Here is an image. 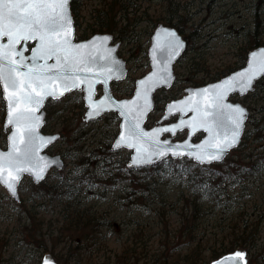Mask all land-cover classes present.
Returning <instances> with one entry per match:
<instances>
[{"label": "rangeland", "instance_id": "rangeland-1", "mask_svg": "<svg viewBox=\"0 0 264 264\" xmlns=\"http://www.w3.org/2000/svg\"><path fill=\"white\" fill-rule=\"evenodd\" d=\"M100 2L101 0H82L76 36L80 34L90 10L100 6ZM168 2H173L177 11L182 14V22L185 21V24L181 25L182 29L185 34L191 36L187 39L185 54L174 65L173 86L160 89L154 95L157 108L151 112L148 125L161 115L165 102L181 96L186 87L193 86L191 81L208 82L216 71L235 66L242 52L240 48L249 36L248 34L246 37L245 32L254 26V9L261 6L258 0H140L134 7L135 14L130 10L128 13L131 23L138 19L134 26L125 29L128 36L132 35L130 41L121 42L118 50L126 61L128 75L125 80L112 85L116 97H128L132 93L134 79L148 71L147 48L155 27L153 21L160 17L159 23L162 22ZM259 31L260 36L264 38V15ZM198 61L199 65L196 64ZM260 86L264 87V79ZM243 98L238 101L249 104L251 117L248 119L242 142L221 162L194 166V162L188 159L180 162L174 160V163L167 159V163L162 162L160 167L133 175L147 178L146 183H150L146 205L134 203L132 197L130 200H122L126 193L132 192L128 180L130 176L121 169L128 159L129 151L121 149L109 153L103 148L104 143L111 144L115 138L118 118L103 116L97 121L85 123L81 119L84 108H79L78 97L74 94L49 102L45 107L51 129L49 132L60 133V138L51 151L63 155L64 167L59 171L60 177L51 171L47 184L61 186V178L67 177L68 171L72 169L71 163L76 160L73 149L69 151V158L65 153L73 146L72 138L75 137V132L83 133L80 154L86 155L91 149L97 148L95 163L98 165L94 164L96 166L92 168L97 176L93 178V186L89 190H85L86 185H82L79 196L72 197L70 202L79 203L103 214L105 212L119 224L122 221L121 231L114 233L113 229H110L106 232L107 238L99 241L97 253L89 256L83 252L79 257L71 258L69 264H113V252L119 248V243L127 238L128 233H131L135 221L142 226L145 233L140 234L137 261H132V264L161 262L162 260H156L162 258L165 253L174 254L169 250L180 244L179 240L183 237L178 238L175 233L179 226L177 227V215L173 208L171 213L164 215L166 210H163V214L159 216L155 214V206L159 200L171 203L176 202L178 197L184 200L182 195H197V201L202 204L203 210H206L207 215L199 224L200 228L204 227V235L200 240L205 248L211 246L213 239H224L226 243L231 226L237 229H240L243 223L253 226L258 219L260 233L255 246L248 252V257L249 264H264V134L258 133L260 125L263 124L256 113L264 100L257 93L251 96L248 94ZM3 119L4 104L0 92L2 148L5 147L6 136V132L2 131ZM256 120L261 122L258 124ZM184 136L182 133L178 138ZM98 148H103L102 152L98 151ZM99 153L107 158L105 162H102L104 158ZM104 165L113 168V173L120 172L110 180L113 184L107 181V174L103 173L104 170L109 171L108 167L103 168ZM64 190L63 188L61 192H57V197L48 202V198L39 197L43 191L28 177H24L18 186L19 201H15L0 185V264H40L44 254H51L56 260L54 255L64 252L70 239L68 233L61 237L58 235L60 209L62 203L67 201ZM182 200L176 202L173 207L180 208ZM27 211L33 214L32 218L28 216ZM161 229L162 235L159 234ZM165 230L170 231L172 236L167 239V246ZM199 237L200 233L193 239ZM204 255H207L206 251Z\"/></svg>", "mask_w": 264, "mask_h": 264}, {"label": "snow or ice", "instance_id": "snow-or-ice-1", "mask_svg": "<svg viewBox=\"0 0 264 264\" xmlns=\"http://www.w3.org/2000/svg\"><path fill=\"white\" fill-rule=\"evenodd\" d=\"M154 39V71L138 82L134 99L117 102L108 94L107 85L123 73L122 65L112 55L115 49L107 47L110 37L74 44L69 0H0V85L7 102V124L13 129L10 150L0 153V184L15 196L22 173L33 175L37 181L44 178L49 162L39 157L38 152L55 138L38 134L40 117L36 113L45 99H59L73 89L87 93L84 99L89 109L88 119L109 110L119 112L123 118L122 130L113 147L134 150L129 167L167 163L169 156L187 157L194 166L221 161L239 142L247 118L242 107L226 103L228 94L234 91L244 94L253 89L257 78L264 76V51L253 53L244 71L193 94L202 99L193 103L190 96L169 105L164 119L178 112L179 123L148 132L141 123L151 108L150 94L160 84L169 83V65L184 47L173 31L160 30ZM28 42L35 45L29 49ZM101 49L103 55H99ZM29 50L31 55L26 56ZM157 61L159 71L155 70ZM98 83L105 86L104 97L99 102L93 99ZM188 112L193 113L192 117L184 119ZM185 128L189 130V138L201 129L208 137L196 145L188 140L174 144L160 139L163 133L175 136ZM43 264H51L50 258H45ZM219 264H246L245 254L238 251Z\"/></svg>", "mask_w": 264, "mask_h": 264}, {"label": "trees", "instance_id": "trees-1", "mask_svg": "<svg viewBox=\"0 0 264 264\" xmlns=\"http://www.w3.org/2000/svg\"><path fill=\"white\" fill-rule=\"evenodd\" d=\"M139 1L140 0H101L100 6L90 10L89 17L84 23L83 27H81L78 37L84 38L94 33H110L116 40H120L121 42L125 40L130 41L132 35L128 36L125 29L134 26L138 19L131 23L128 13L130 10L133 12V14H135L136 11L134 7H136V3ZM258 3L262 5L264 3V0H258ZM81 4L82 0H72L70 2V9L74 16V19L77 20V26H79L78 13ZM165 14L166 15L162 18L161 23L175 27L178 33H180L187 40L191 35L184 33L181 25L185 24V21L182 22V14H180L179 10L177 11V8L176 6H174L173 2H168V7L165 11ZM133 19H135V17H133ZM159 21L160 17L156 18V20L153 21V26H155L156 23H159ZM260 30L262 32L263 29L261 28ZM261 32L257 27L248 29L245 32V35L247 37V35L249 34V36L243 46L240 48L242 52L239 55V61L235 64V66L227 67L226 69L219 72L216 71L212 75V77H210L209 81H214L221 76H224L225 74L231 72L232 70L239 68L244 64L246 53L250 49L257 46H264V38L260 36ZM196 64L199 65V61ZM198 70L202 71V69ZM263 79H260L256 82L254 91L250 93V96L251 94L255 95L257 93L260 94L262 99L264 100V87H259V84ZM191 82L192 85L205 83H197L194 81ZM74 95H77L78 97L77 103L79 104V108H83L81 95L79 93H74ZM246 96L244 98H246ZM154 108L156 109L157 106L155 105ZM256 113L261 118L263 124L260 125L258 133L264 134V102L260 106V109L256 111ZM108 116H111L112 118L116 117V115L113 113L109 114ZM253 119L255 120V117ZM255 122L259 124L261 121L258 122L256 120ZM50 130L49 120L47 119V122L44 126V131L49 132ZM82 137L83 133L75 132V137L72 138L73 146L70 147L69 150L65 153L66 157L69 158V151L73 149L75 151L74 157H76V160L71 163L72 169L68 171L67 177L64 178L65 180L61 178V186L47 184V179L36 185L38 189L43 191V193L40 194L39 197L41 196L43 198H48V202L57 197V192H61L60 190H62L63 188L65 189L63 193L65 192L64 194L67 201L62 203L63 205L60 209V227L58 235H60L61 237L68 233L70 239L67 242L65 249L63 250L64 252L54 255L58 264H69L71 262V258H73L74 256L79 257V255H81V253L83 252L89 254V256L97 253L99 250V241L106 240V232L108 230L113 229L114 233L119 232V230L121 231L120 224L122 221L119 224L115 222L114 219L108 217L105 212L103 214L102 212L100 213L97 210L93 211L89 207H84L79 203L76 204L70 202V199L72 197L79 196L78 194L81 191L82 185H86L85 190H89V188L93 186V178H96L97 176V173L92 169L96 165H98L97 163H95V159L97 157L95 149L97 148H95L94 150L91 149L87 152L86 155L80 154L82 153ZM103 146H105L103 148H105L107 152L112 153L110 144L104 143ZM103 148H98V151L102 152ZM100 155L102 156V158H104L102 162H105L107 158L103 154ZM168 160L174 163L175 161L180 162L185 159L175 161L172 159ZM161 165L162 162L155 166L127 168L126 165L123 164L121 166V169H124L128 176H130L128 180L131 184L132 192L126 193L127 195H125L122 200H130V197H132L134 203L138 202L140 205H146V194L148 193V189L151 187L149 185L150 183H146L147 178L133 175L139 172L147 173L150 170L155 169L156 167H160ZM106 167L108 166L104 165L103 168L105 169ZM202 168L203 167H200V169ZM112 170L113 168H109V171H103L104 174H107V181H110L113 176H118V174L120 173L119 171L113 173ZM54 172L57 174V176L60 177L59 171ZM110 182H112V184L114 183L113 181ZM182 197L184 200L178 197L176 201L180 202V200H182V205L178 209H175L173 207L176 202L171 203L164 200H159V202L155 206V214L159 216L163 214V210H166L164 215L168 212L171 213V208H173V210L176 212L175 214L177 215V227L179 226V228L175 230V233L178 234V238L183 237V239L179 240L180 244L177 245L178 247L176 246L169 250L174 254L165 253L162 255V258L156 260V262L162 260L161 262L150 264H208L211 260L216 259L225 253L231 252L238 247L246 248V250L249 252L255 246L258 235L260 233V228L258 227V219L255 221L253 226L247 225L245 223L242 224L240 229L231 226L229 238L226 243L223 241L224 239H220L219 241L217 239H213L210 244L211 246L205 248L202 245V241L200 240L204 235V227L200 228L199 224L204 221L203 219L207 215L206 210H203L202 204L197 201V195H190V197H184L182 195ZM27 212L28 216L32 218L33 214H31L29 211ZM158 221L160 223V220ZM141 233L144 234L145 230L142 228V226L139 225L138 222L135 221V226L132 229L131 233H128L127 238L120 242L118 245L119 248L115 250V252H113V264H132V261H135L134 263H136V258L139 253L138 249L140 248L141 240L139 239V237ZM198 233H200V237L198 239H193V237H195ZM159 234L162 235V229ZM165 235V240H167L169 237H172L170 231L165 230L164 236ZM186 235H190V237ZM168 244L169 240H167L165 246H167ZM176 248L178 249L175 251ZM205 251L207 252L206 256L204 255Z\"/></svg>", "mask_w": 264, "mask_h": 264}, {"label": "water", "instance_id": "water-1", "mask_svg": "<svg viewBox=\"0 0 264 264\" xmlns=\"http://www.w3.org/2000/svg\"><path fill=\"white\" fill-rule=\"evenodd\" d=\"M70 2L71 0H69V15L72 19V28H73V43L74 44H88L89 42L93 41L94 38L96 37H103V36H108L110 37V40L108 41V44H107V47H110V48H114L115 51L112 53V55L120 62V64L122 65V75L120 76L119 79H111L108 81V85H107V89H108V94L112 97L113 100L117 101V102H120V101H130L132 99L135 98V94H136V89H137V85H138V82L145 79L146 77H148L153 71H154V68H153V52H152V49L154 47V44L156 43L155 41V36L157 34L158 31L160 30H169V31H173L177 34V36L180 38V40L183 42L184 44V47L183 49L180 50L179 54L175 57V59H173L169 65V71L171 73V79L169 81L168 84H160L158 87H156L150 94V100H151V108L150 110L147 112V114L144 116L143 120H142V123H141V127L145 130V131H148V132H151L154 128H157V127H164V126H169L171 124H174V123H179V119H180V113L178 112H174L173 115L169 116L167 120H169L171 117L173 116H176V120L172 121V122H169V123H166L164 119V116L167 114V109L169 107V105L173 104V103H178L180 101H184L186 99H188L190 96H192V100H193V103L196 101V100H200L202 99L201 97H196V96H193L194 93H197L199 92L201 89H204V88H207V87H211L213 85H216V84H220L221 82H223L224 80L228 79L229 77H232L234 76L236 73H239L241 71H244L247 67H248V62L249 60L251 59L252 57V54L253 53H260L261 51H264V46H258V47H255L253 49H251L250 51H248L247 55H246V59H245V63L243 66H241L240 68L228 73L227 75L221 77L220 79L214 81V82H210V83H207L205 85H202V86H197V87H187L185 89V93L183 96H181L180 98H176V99H171L169 100L168 102H166V104L164 105V108H163V113L162 115L149 127L146 126V122H147V117L148 115L152 112L153 110V106H154V99H153V95L154 93L159 90V89H169L173 83H174V80H175V76H174V73H173V65L180 59V57L183 55V53L185 52L186 50V46H187V42L186 40L183 39V37L181 36L180 33H178V31L172 27V26H168V25H164V24H157L153 31H152V34L150 36V43H149V46L147 48V58H148V63H149V70L144 74L142 75L141 77H138L135 79L134 81V89H133V92H132V95L130 97H127V98H116L114 97V95L112 94V91H111V82H118V81H122L126 78V75H127V68H126V63L124 61V59L122 57H120L118 55V49H119V46H120V42L119 41H116L115 43H111L112 42V35L109 34V33H96V34H93L92 36L88 37L87 39H84V40H75V26H74V20H73V16H72V13H71V10H70ZM3 42H6V41H3ZM28 44H32L31 47H33L35 45V42H28ZM28 46V45H27ZM30 47V48H31ZM29 48V49H30ZM103 49H101V52L99 53V55H103ZM25 55L26 56H30L31 55V51L29 50L28 52H25ZM157 57H159V53L157 52ZM102 62V61H101ZM49 63H53V61H49ZM157 64H158V67L157 71H159V61H157ZM263 77V76H262ZM261 77L257 78V80H259ZM256 80V81H257ZM254 81V83L256 82ZM98 86L101 87V94L96 97V94H97V88ZM0 90H1V98L3 100V103H4V112H5V115H4V119H3V124H2V131L3 132H7L6 134V145H5V148H1L0 147V153H7L9 150H10V146H11V143H10V136L12 135V127L11 125H8L7 124V102L3 99V86L0 85ZM253 90V89H252ZM252 90H249L247 92H245L244 94H241L239 91H234V92H230L228 94V97H227V101L226 103H229V104H232V105H239L240 107H242L245 112H246V116H248V111L247 109L239 102H232L230 101L228 98L230 97V95H233V94H237L238 96H244L245 94L251 92ZM73 91H81L80 89H73L72 91L70 92H66L63 96H61L59 99L63 98L65 95L73 92ZM104 91H105V86L102 84V83H98L95 85V95L93 97V99L97 102H99V100L103 99L104 97ZM87 95L86 92L82 91V100H83V105L85 107V111L84 113L82 114V120L84 121H94V120H97L98 118H100L103 114L105 113H110V112H113L117 115L118 119H119V122H118V133L116 134L115 138L113 139L112 141V144H111V149L113 151H116V150H119V149H115L113 146L116 142V140L118 139L119 137V134L121 132V125L123 124V118L120 117L119 115V112L115 111V110H109V111H106V112H103L99 117H96V118H93V119H88L87 118V113L89 111L88 107H87V101L84 99V97ZM59 99H56V100H59ZM47 100H53L52 98H47L45 99L44 103H43V106L39 109V111L36 113L39 117H40V122H39V128L37 129L38 131V134L41 136V137H44V138H49V137H54L55 139L51 140L47 145L43 146L39 152H38V156L39 157H44L48 162H49V166L48 168L46 169V171L44 172L43 174V179L37 181L35 179V177L33 175H30L29 173L25 172V173H22L21 174V179L19 180L17 186H16V195L13 196L8 190L6 187H4L2 184H0L7 192V194L13 198V200L15 201H19V195H18V186H19V183L20 181L22 180V178L24 176H27L31 179V181L34 183V184H38L40 182H42L48 172L51 170V169H56V170H60L62 169L63 167V160L61 158L60 155L58 154H54V155H50L47 153V149L57 141L58 139V134L57 133H50V134H47V133H43L41 131L44 123H45V111H44V105L46 103ZM193 113L191 112H188L185 116H184V119H190L192 117ZM247 118L245 119L244 121V125H243V128H242V131L240 133V136H239V142L241 140V136H242V133H243V130H244V126H245V122H246ZM186 131V135L183 139L181 140H176L174 139L175 136H173L171 133H163L161 136H160V139L161 140H169L170 142L174 143V144H178V143H183L185 140H188L189 143L193 144V145H196V144H201L207 137H208V134L206 132H204L202 129L201 130H198L196 132H194L191 137L189 138V130L187 128L184 129ZM183 130V131H184ZM179 132H182V131H179ZM198 133H202L203 135L201 136V138L197 141H194L193 138L196 134ZM239 142L236 144V146L239 144ZM236 146L230 148L228 150V153L231 149L235 148ZM120 149H126L130 152L129 154V159H128V162L126 164L127 167H129V165L131 164V160H132V156L135 155V152L133 149H129V148H126V147H122ZM227 153V154H228ZM227 155H225L223 157V159L226 157ZM168 158H171L170 156ZM187 158V157H185ZM173 159V158H171ZM188 159V158H187ZM222 159V160H223ZM221 160V161H222ZM217 162H220V161H214L213 163H217ZM159 162H157L156 164H158ZM156 164H153V165H156ZM153 165H145V166H153ZM205 165H208V164H205ZM145 166H141V167H145ZM131 168H137V167H131ZM116 225V224H115ZM117 227V226H116ZM243 252L245 254V262L246 264H248V257H247V251L246 249H242V248H236L235 250L231 251V252H228V253H225L221 256H219L218 258L210 261L208 264H219V262H221L222 260H224L226 257H230L232 256L234 253L236 252ZM45 258H50V261H51V264H58L57 261L54 259V257H52L51 254H44L41 261H40V264H43V261Z\"/></svg>", "mask_w": 264, "mask_h": 264}, {"label": "bare ground", "instance_id": "bare-ground-1", "mask_svg": "<svg viewBox=\"0 0 264 264\" xmlns=\"http://www.w3.org/2000/svg\"><path fill=\"white\" fill-rule=\"evenodd\" d=\"M263 15H264V3L260 6L259 9H254V16H252V23H254V26L253 27H257L259 28L260 27V24H261V21H262V18H263Z\"/></svg>", "mask_w": 264, "mask_h": 264}, {"label": "flooded vegetation", "instance_id": "flooded-vegetation-1", "mask_svg": "<svg viewBox=\"0 0 264 264\" xmlns=\"http://www.w3.org/2000/svg\"><path fill=\"white\" fill-rule=\"evenodd\" d=\"M82 39H85V38H82ZM232 99H237V100H238V99H240V98H237L236 95H233V96H232ZM174 119H175V118H172L170 121H172V120H174Z\"/></svg>", "mask_w": 264, "mask_h": 264}]
</instances>
